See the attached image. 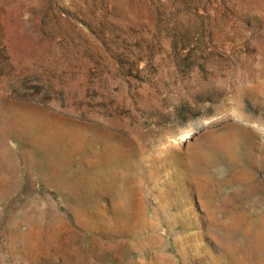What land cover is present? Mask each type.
Segmentation results:
<instances>
[{"label": "rangeland", "instance_id": "374dc122", "mask_svg": "<svg viewBox=\"0 0 264 264\" xmlns=\"http://www.w3.org/2000/svg\"><path fill=\"white\" fill-rule=\"evenodd\" d=\"M0 264H264V0H0Z\"/></svg>", "mask_w": 264, "mask_h": 264}]
</instances>
